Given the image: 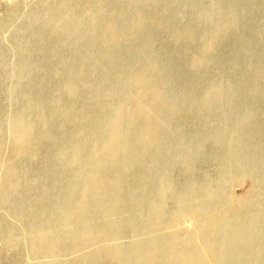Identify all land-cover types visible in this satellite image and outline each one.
<instances>
[{"label": "bare ground", "instance_id": "6f19581e", "mask_svg": "<svg viewBox=\"0 0 264 264\" xmlns=\"http://www.w3.org/2000/svg\"><path fill=\"white\" fill-rule=\"evenodd\" d=\"M70 1L62 0V4L67 5ZM179 1L187 4L185 0ZM235 1L214 0L211 5L200 9L199 22L195 21L188 28L175 32L178 42L196 43L186 62L187 69L194 75H200L207 69L218 40L237 30L240 13L234 9ZM116 2L122 8L116 9L114 13L105 10L109 0H100V4L91 10H86L83 5L80 13L75 10L70 16L69 34L76 36L87 32L89 36L83 41L84 45L90 53L94 51L96 54L94 57L89 54L81 58L77 71L66 87L69 100L66 103L56 100L52 105L41 102L38 105L40 110L33 119L19 113L13 120L10 134L14 151L11 159L56 153L55 162L59 163L57 168L66 175V192H63L62 187L58 190L60 186L57 187V179L53 178L43 185H40L43 182L39 179L34 181L35 185L42 186L41 196L46 201L40 203L25 229L28 251L37 257L53 256L64 249H85L99 242H107V245L88 252L79 264H104L105 261L112 264H247L234 249L238 235L234 239L231 234L253 225V187L249 186L240 197L234 199L229 190L223 192L224 187L218 186L216 190L209 191L204 182L188 183L182 187L174 209L167 213L165 201L173 191L166 173L171 164L169 156L162 163L160 176L153 180L145 178L147 186L142 190L135 187L141 181L139 176L130 179L134 185L123 184L124 175L130 172L135 175L143 167L146 150L154 149L152 160L156 168L163 156L173 150L171 142L164 135L168 121L166 118L198 108L202 113L214 112L215 120H221L226 115V112L220 111L226 99L231 100L238 95L228 91L237 87L232 81V85L227 88L223 82L213 86L209 92L200 94L202 100L199 103L177 95L170 96L164 67L154 60L150 42L145 43L143 48L151 53L138 55L134 70L129 72L128 67L119 66L118 62L133 49L137 36L148 22L160 31L169 27L162 13L146 15L144 10L160 2L163 6L169 5L170 1ZM128 5L137 6L143 13L126 16L123 8ZM121 20L122 28H115V22ZM200 21L213 26L209 31H203ZM244 50L249 57L253 56L252 44L245 45ZM107 59L111 60L110 64L98 68V61ZM84 68L88 70L86 74H82ZM105 75L112 77L107 79ZM254 75L255 83L259 81L255 88L264 89V62L256 68ZM82 76H85L82 79L85 80L80 85ZM185 83L188 86L189 79ZM201 87L202 84L193 88L199 90ZM81 89L87 95L81 99V104L84 105V101L88 104V112H83L81 104L72 99ZM250 114L246 112L244 120H251ZM147 122L152 123L150 130L147 129ZM38 125L45 128L39 131ZM55 127L61 128L63 134L72 132V135L59 148L49 152L42 149L41 141L57 139ZM235 132L220 129L209 133L206 139L227 145L229 153L220 158L218 163L227 180L236 184L246 176L248 161L240 158L242 147L236 142ZM178 135L171 139L174 140ZM196 136L183 135L177 138L183 146L181 159L185 167L194 163L198 150L195 146ZM259 150L261 157H264V139ZM5 177L6 191L22 188L18 173L9 170ZM132 188H137L140 194L129 200L126 194ZM51 189L58 190L54 196L48 195ZM205 194L210 196L209 200L204 199ZM145 207L149 208L148 213L139 218L140 211ZM16 210L12 216H24V213ZM187 215L190 229L180 226ZM130 217H134V220H126ZM171 226L177 227L169 229ZM0 231L6 242L16 244L13 236L19 233L18 227L10 224L2 229L0 226ZM125 231L149 235L129 245L108 243ZM226 235L231 236L228 249L223 248L228 241ZM257 258L264 262V255H258ZM38 264L69 263L50 260Z\"/></svg>", "mask_w": 264, "mask_h": 264}, {"label": "rangeland", "instance_id": "374dc122", "mask_svg": "<svg viewBox=\"0 0 264 264\" xmlns=\"http://www.w3.org/2000/svg\"><path fill=\"white\" fill-rule=\"evenodd\" d=\"M99 1L71 0L69 4L63 5L62 0H0V226L3 229L12 224L20 230L13 236L15 245L6 242L0 235V264H38L50 260L79 264L88 252L107 245V242H99L85 249L77 247L64 249L53 256L37 257L29 253L25 229L33 219L40 203L46 201V198L41 196L42 186L35 185L34 181L39 179L43 182L40 185H43L53 178L57 179V187L60 186L58 190L63 188V192H66V175L57 168L59 163L55 162L58 156L56 153H40L36 158L11 159L14 146L10 134L13 120L19 113L33 119L40 110L39 103L45 102L52 105L56 100L61 103L69 100L66 87L77 71L81 58L89 54L94 57L96 52L90 53L89 48L84 45L83 41L89 36L87 32H81L76 36L69 34L68 21L75 10L80 13V9H83L85 5V9L89 11L99 5ZM164 1H170L169 5L163 6L160 2L146 8L144 12L146 15L153 12L162 13L168 20L169 27L165 31H160L148 22L142 33L137 36L133 49L118 62L119 66H126L131 72L136 67L137 56L149 55L152 51L154 60L164 67L165 82L170 96L177 95L187 98V101L193 100L199 103L202 100L200 94L209 92L213 86L223 82L227 88L232 85V81L237 87L228 91L238 96L231 100L226 99L225 105L220 109L223 113L226 112V115H223L221 120H215L214 112L202 113L198 108L185 110L183 114L166 118L168 121H166L167 128L164 135L171 142L173 150L165 157L163 156L157 168L152 160L154 149L146 150L143 155L145 159L143 167L139 172H135V175L133 172L124 175L123 184L134 185L131 184L130 179L132 176H139L141 181L137 182L135 187L142 190L144 186H147L145 178L153 180L152 178L156 179L160 176L162 163L169 156L171 164L166 173L173 191L165 201L164 207L167 213L176 206L182 187L189 184L204 182L209 191H214L221 186L224 187L223 192L225 193V189L229 190L234 199L240 197L246 189L253 187L251 207L253 225L240 229L239 234L236 230L234 235L231 234L232 232L230 234L232 237L238 235V243L234 249L235 252H239L236 254L247 261V264H264L257 260L258 255H264V157H261L259 152L261 141L264 139V89L255 88L259 81L255 83L254 75L256 68L264 62V0L234 2V9L240 13L238 28L218 40L216 50L211 55V63L200 75H194L186 65L196 44L195 41L193 43L178 42L175 32L188 28L195 21L199 22L200 9L211 5L214 0H196L195 3L185 0L187 4L179 0ZM119 8L122 7L116 0H109L105 10L114 13ZM123 10L128 17L143 13L135 5H128ZM200 22L203 31H209L213 26L208 22ZM114 26L121 29L122 20L115 22ZM147 42L152 43L151 51L143 48ZM247 44H252L254 48L252 57H249L244 50ZM110 62L109 59L100 60L98 68ZM87 71L86 68L82 69V74H86ZM84 77H81L80 85H83ZM104 77L111 79L112 76ZM187 79H189L188 86L185 83ZM200 84L202 87L199 90L193 88ZM85 96L87 97L86 93L81 89L72 99L81 104V99ZM83 103L85 104H81L82 111L88 112V104L85 101ZM246 112L252 115L249 121L244 120ZM146 126L150 130L152 123L147 122ZM44 128L43 125L37 126L39 131ZM220 129L236 130V142L242 147L240 158L248 161L246 176L236 184L227 180L228 177L222 173L218 163L220 158L229 153L227 145H220L211 139H206L209 133ZM54 131L58 138L41 141L42 149L53 151L72 135V132L63 134L61 128L57 127ZM176 134H179L178 137L197 135L195 146L198 150L195 153L194 163L190 167H185L182 162L183 146L177 140L178 137L171 139ZM175 141L177 142L174 143ZM9 170L18 173L23 183L21 189L10 192L5 190L7 186L5 174ZM58 190L51 189L48 195L54 196ZM139 194L140 191L137 188H132L127 191L126 196L129 200H133ZM203 197L206 200L210 199L208 194ZM192 201L194 202L195 199L192 198ZM225 208L228 209V207ZM15 209L17 212L24 213V216L20 218L12 216ZM148 211L147 207L142 209L138 215L139 218L146 216ZM186 217L188 220L184 219L180 226L190 229L188 215ZM130 219L132 221L134 217L126 220ZM176 227L171 226L169 229ZM148 235L144 232L134 234L125 231L108 243L129 245ZM231 236L226 235L228 241L224 243V249L229 248L228 242ZM104 264L112 263L105 261Z\"/></svg>", "mask_w": 264, "mask_h": 264}]
</instances>
